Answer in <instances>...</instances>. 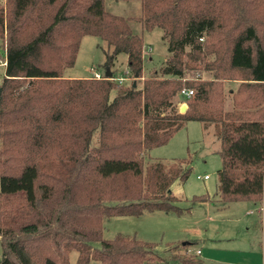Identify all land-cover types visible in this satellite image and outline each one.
<instances>
[{"label":"trees","instance_id":"trees-1","mask_svg":"<svg viewBox=\"0 0 264 264\" xmlns=\"http://www.w3.org/2000/svg\"><path fill=\"white\" fill-rule=\"evenodd\" d=\"M140 1L139 17L110 12L105 0L0 4L7 61L0 85V264H69L73 250L76 264H159L155 243L121 233L105 239L104 221L181 213L172 185L189 177L188 159L144 154L189 121L213 125L220 140L221 200H249L264 210V0ZM131 20L146 32L161 30L168 55L158 68L145 70L144 36ZM88 35L111 48L106 70L127 54L124 82L112 71L100 79L64 75ZM231 82L238 85L228 93ZM184 89L194 94L185 97ZM194 243L174 244L172 260L216 264L190 253ZM262 248L264 262V234Z\"/></svg>","mask_w":264,"mask_h":264},{"label":"rangeland","instance_id":"rangeland-1","mask_svg":"<svg viewBox=\"0 0 264 264\" xmlns=\"http://www.w3.org/2000/svg\"><path fill=\"white\" fill-rule=\"evenodd\" d=\"M2 2L4 3V0H0V4ZM105 8L124 17H139L142 14L140 0H105ZM130 24L135 33L144 36L145 70L151 67L158 68L168 55V45L162 39L161 30L146 32L141 22L137 20H131ZM110 49L107 42L100 37L93 35L83 37L75 65L66 68L64 75L70 78H87L91 77L94 71L104 74L106 53ZM3 53L4 49L0 47V56L4 57ZM110 69L116 77L120 75L127 78V54H119ZM4 76L5 66L0 65V85ZM210 77V73H203V78ZM137 81L141 84L142 79ZM237 85L236 82L228 83L226 85L228 93ZM230 99L228 95V104ZM219 150L220 140L215 135L213 125L205 127L202 122L189 121L167 144L147 151L144 154L146 160L188 159L189 177L186 181L177 180L172 185V191L179 199L177 204L182 209L181 213L157 211L140 217L112 216L104 221L103 237L111 239L121 233L136 235L139 239L153 242L157 246L155 252L163 258L159 264H178L172 260V256L179 248L173 249L172 246L176 244L181 247L180 243L194 241L195 243L189 246V252L195 253L193 249L200 248L202 252L200 257L208 262L264 264L261 247L264 234L262 229L264 210L261 208L263 204L249 200L228 204L221 200L218 170L221 168L222 160ZM204 175H208L209 178L205 179ZM203 194L208 195L206 201L194 200L195 196ZM93 245L98 248L101 243L95 242ZM186 249L180 248V252L184 253ZM1 256L0 241V258ZM77 257L78 252L73 250L70 253L69 264H76ZM89 264L98 263L92 260Z\"/></svg>","mask_w":264,"mask_h":264},{"label":"built area","instance_id":"built-area-1","mask_svg":"<svg viewBox=\"0 0 264 264\" xmlns=\"http://www.w3.org/2000/svg\"><path fill=\"white\" fill-rule=\"evenodd\" d=\"M6 63H7V61H6L5 57L0 56V65H4L5 66ZM92 76L95 77V78L100 79V78H103L104 77V74L101 73V72H99V71H94ZM115 79L118 82L122 83V82L125 81L126 77H124V76H118ZM193 94H194V91L192 89H184L181 92V95H183L185 97H191ZM198 178H202V177L201 176H198ZM204 178L205 179H208L209 176L208 175H204ZM193 251L196 252L197 250H193ZM196 253H200L201 254V251L198 250Z\"/></svg>","mask_w":264,"mask_h":264},{"label":"water","instance_id":"water-1","mask_svg":"<svg viewBox=\"0 0 264 264\" xmlns=\"http://www.w3.org/2000/svg\"><path fill=\"white\" fill-rule=\"evenodd\" d=\"M105 75H106L107 77H111V76H112V72H111L109 69H107ZM134 86H136V82L134 83ZM0 93H1V87H0ZM186 109H187V105H183V106L181 107V112H185Z\"/></svg>","mask_w":264,"mask_h":264},{"label":"crops","instance_id":"crops-1","mask_svg":"<svg viewBox=\"0 0 264 264\" xmlns=\"http://www.w3.org/2000/svg\"><path fill=\"white\" fill-rule=\"evenodd\" d=\"M118 76H120V75H118ZM79 78H82V77H79ZM183 106V105H182ZM262 247V246H261ZM193 250H201L200 248H194ZM262 253H263V248H262ZM201 254H202V252H201Z\"/></svg>","mask_w":264,"mask_h":264}]
</instances>
